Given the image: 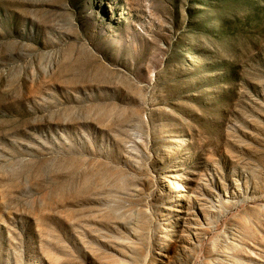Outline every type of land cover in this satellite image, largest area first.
<instances>
[{
	"label": "rangeland",
	"instance_id": "374dc122",
	"mask_svg": "<svg viewBox=\"0 0 264 264\" xmlns=\"http://www.w3.org/2000/svg\"><path fill=\"white\" fill-rule=\"evenodd\" d=\"M0 264H264V0H0Z\"/></svg>",
	"mask_w": 264,
	"mask_h": 264
}]
</instances>
